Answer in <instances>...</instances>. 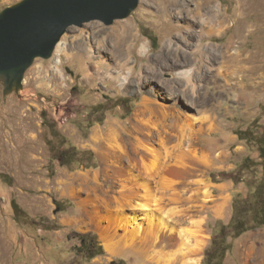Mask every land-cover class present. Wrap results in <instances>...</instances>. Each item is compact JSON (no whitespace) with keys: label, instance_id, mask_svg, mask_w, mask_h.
Listing matches in <instances>:
<instances>
[{"label":"rangeland","instance_id":"obj_1","mask_svg":"<svg viewBox=\"0 0 264 264\" xmlns=\"http://www.w3.org/2000/svg\"><path fill=\"white\" fill-rule=\"evenodd\" d=\"M22 1L0 0V14ZM125 21L134 34L127 67L114 58V41L101 43L102 30ZM60 43L16 72L18 83L0 74V264H79L74 235L88 232L105 254L81 264H172L187 246L184 227L207 237L200 264H264L254 193L263 178L264 0H141L110 25L68 28ZM198 45L194 103L180 74L192 71ZM145 124L151 132H137ZM247 130L251 139H240ZM70 147L76 161L62 165ZM149 169L160 172L153 198L137 177ZM234 202L244 214L235 215ZM233 216L252 229L234 238Z\"/></svg>","mask_w":264,"mask_h":264},{"label":"water","instance_id":"obj_2","mask_svg":"<svg viewBox=\"0 0 264 264\" xmlns=\"http://www.w3.org/2000/svg\"><path fill=\"white\" fill-rule=\"evenodd\" d=\"M141 0H24L0 14V74H16L36 58L49 59L67 29L125 19Z\"/></svg>","mask_w":264,"mask_h":264},{"label":"bare ground","instance_id":"obj_3","mask_svg":"<svg viewBox=\"0 0 264 264\" xmlns=\"http://www.w3.org/2000/svg\"><path fill=\"white\" fill-rule=\"evenodd\" d=\"M203 6H204L203 3L199 1L198 7L196 9V14L198 16H200L201 18H202L201 12L203 10ZM209 19L212 21H217L218 16L213 13V14L209 15ZM213 24H214V22H213ZM113 29H114L113 31L102 30V41H101V43H103L105 41L104 39H107L108 41H114L115 42V45H114L115 50H114L113 56L115 59L120 61L121 65L123 67H127L131 64L130 42H131V38L134 37L133 26H132L131 22L125 21V22H123V24L121 26H115V27L113 26ZM145 48H146L145 45H142V49L144 50ZM196 48H197V51L193 55L198 56L199 57L198 60L196 58H192L191 60L188 61V64H190V65L193 63L192 64L193 65L192 71L182 72L180 74V78L183 81L182 83L187 84L186 89L184 90V93L189 94L191 101L193 100L194 103L198 101V99L201 97V94L199 92V85L197 84V82L194 81L192 74L195 73V74H197V76L200 77L202 63H203V52H205L200 45L196 46ZM55 50H58V51L62 50L61 43L56 45ZM231 57H234V56H231ZM56 62H57V64H60L61 60H57ZM122 80H123L122 81L123 84L126 83L125 78H122ZM154 127H156V126H154ZM147 129H148V131L151 132V129L145 124L141 128H139V129L137 128V132H142V131L147 130ZM146 151L149 154H152L154 156H157V157L161 156L160 155L161 151H159L157 148H146ZM143 165L146 166L144 161H143ZM139 170H141V169H139ZM154 171L155 170H152V169L150 171V169H149V171L145 172L146 175H142V174L137 175L138 179L141 180L144 184L143 187L145 189V194H149V196L151 195V197H152L151 181H152V179H155L156 175H158V174L160 175V172L159 173L156 172L157 174H154ZM141 185H142V183H141ZM217 205H218L217 206V212L218 213L221 214V213L226 212L228 209V205H229L228 199L224 198L222 200V202H220ZM144 210L147 211L148 208L145 207ZM131 217L133 219H135L134 216L131 215ZM184 229H185V233L183 232L184 234L183 233L180 234L179 238L181 240H183V238H185L188 241L187 246H185L186 248H184L182 253H181L182 249L180 247V253L173 256L172 264H176L179 261L182 262L181 264H200L199 256L203 252V250L205 249V247L207 245V237L202 236V235L198 236V235L194 234L192 232L191 228L189 229V228L184 227ZM192 237L194 238L193 242L191 241ZM181 242H180V245L183 244V242L182 243ZM104 246H105V249L111 255H115L117 253L114 243L107 241L104 243Z\"/></svg>","mask_w":264,"mask_h":264},{"label":"trees","instance_id":"obj_4","mask_svg":"<svg viewBox=\"0 0 264 264\" xmlns=\"http://www.w3.org/2000/svg\"><path fill=\"white\" fill-rule=\"evenodd\" d=\"M150 40L152 41L153 45L156 42V39L153 35H150ZM101 108V105L96 106V109ZM248 130L245 131V133H241L239 134V138L240 139H246L247 141L251 139V135L248 134ZM250 133V132H249ZM258 150H259V157L261 159L262 162V169H263V178L261 179V183L259 185L258 188H256L255 190V194H260V198H261V216H262V223L264 224V137H260L258 140ZM78 150L75 147H70L68 148L66 151H60V162L62 163V165H70L72 162L76 161V158L78 156ZM249 157L246 158V160H248ZM3 176V178H6L5 175H0ZM234 180V179H233ZM240 181L236 180L235 183H239ZM12 205H13V209L15 211V214L18 215L21 213V209L19 207V205L16 203V201H12ZM233 210L235 212V215L238 214H244L243 211H241L239 209V206L236 205V203H233ZM244 218L243 216H240L239 219H236L234 216L231 219L230 222V227L233 228V237L234 238H238L241 235H243L244 233H246L247 231H249L250 229H252V226L247 225V222L242 219ZM226 226H224L221 230V233L223 234V236L225 235L226 232ZM75 238H77L80 241V245L79 247H77V256L78 258L80 257V262H78L79 264H81L83 261H90L93 260L95 258H97L98 256H102L105 254L104 248L101 245V243L98 240V237L95 233L93 232H88V233H75ZM208 260H211V262L213 261L211 258L212 255L207 254L206 255ZM74 264H77V262H75ZM215 264V263H214Z\"/></svg>","mask_w":264,"mask_h":264}]
</instances>
